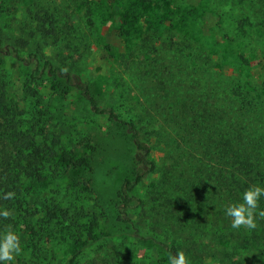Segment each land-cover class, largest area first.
<instances>
[{"label": "trees", "instance_id": "trees-1", "mask_svg": "<svg viewBox=\"0 0 264 264\" xmlns=\"http://www.w3.org/2000/svg\"><path fill=\"white\" fill-rule=\"evenodd\" d=\"M137 1L158 2L166 9L164 0ZM232 1L190 3L191 10L202 6L215 17L212 38L203 27L194 31L177 24L181 15L174 11L162 29L144 30L124 52L115 53L128 68L119 66L103 79L111 97L107 105L99 98L101 85L80 70L101 39L106 21L96 13L101 1L46 2L39 12L30 10L27 21L14 14L0 25V60H18L29 70L22 103L10 96L9 77L0 72V210L10 211L9 217H0V232L11 228L27 242L21 243L19 264H54L50 241L67 225L82 229L86 215L76 193L66 201L62 192L42 190L62 175L58 171L75 145V138H64L49 124L53 107L40 86L43 81L54 92L75 90L89 114L107 118L133 143V175L123 179L116 211L120 221L132 224L135 236L152 238L171 256L183 251L190 264H207L216 255L227 259L222 245L228 242L242 247L264 242V218L255 229H233L224 212L246 188L264 185V89L233 82L226 71V58L235 51L245 59L260 45L264 48V0H236L233 7ZM5 3L0 0V17L12 14L10 7L4 11ZM198 13L191 15L195 22ZM12 23H19L18 34ZM46 47L58 52L47 54ZM225 83L230 88L222 92ZM153 140L169 148L161 161L153 156ZM87 164L86 156L73 159L76 169ZM155 174L148 195L137 197L136 186ZM134 204L141 207L139 220L130 216ZM259 208L264 210V198ZM145 228L164 233L163 238L143 235Z\"/></svg>", "mask_w": 264, "mask_h": 264}, {"label": "rangeland", "instance_id": "rangeland-1", "mask_svg": "<svg viewBox=\"0 0 264 264\" xmlns=\"http://www.w3.org/2000/svg\"><path fill=\"white\" fill-rule=\"evenodd\" d=\"M54 1L60 3L64 0H6L4 11L6 7H10L13 11L12 14L10 12L9 15L0 17V25L3 26L12 19L14 14L13 18L27 21L31 15L30 10L39 12L43 9L44 3L54 5ZM99 1L101 4L97 5L96 13L106 21L99 31L102 34L99 43L92 46V53L84 59L80 70L85 77L101 85V87L98 86V92L102 105H107L111 100L107 90L104 89L106 85L103 79L118 70L119 66H122L123 70L128 68V63L116 60L114 54L124 52L126 46H130L137 38H140L144 30L152 27L162 29L167 24L165 21L168 16L174 15L172 12L177 11L176 17L178 13L181 15L180 19L176 20L177 24L180 21L184 22L186 26H192L194 31H201L203 27L202 33L205 32L208 37L215 35V17L202 10V6H199L197 10H191L190 3L197 5L199 0H164L166 5L164 10L160 8L158 2L143 4L137 0H96V2ZM211 4L216 6L214 2ZM231 5L236 6V0H233ZM196 11H199L197 22L191 16ZM19 23H12V27L15 28L12 30L17 34L19 31L16 28L19 27ZM4 31L9 30L5 28ZM45 50L47 54L58 52L48 47ZM235 52V56L226 58L227 65L230 63L226 66V71L232 75L233 82L241 85L251 82L264 89V48L260 45L256 54L247 55L245 59L239 57V51ZM0 61V72L3 70L9 77L10 96L21 100L22 103L23 87L29 76L28 68L12 58L3 57ZM40 86L43 93L49 97L48 101L53 107V123H49L52 128L54 127L53 130L61 133L64 138H70V136L75 138L74 152L70 154V160L63 164L61 171H58L62 175L53 184L48 183L42 186V190H51L58 196L62 192L66 201H71V195L74 192L80 196V200H83L78 204L86 208L82 229L77 228V231L75 227L67 225V227L60 228L61 233L50 241L51 250L48 256L54 258L52 263L170 264L169 257L173 256L169 252L161 248L150 237L135 236V228L132 224L118 219L116 211L118 191L123 179L133 175L134 146L129 137L107 118L89 114L87 103L75 90L59 87L60 92H54L47 81H43ZM225 87L226 90L230 88L225 83L221 89L222 92ZM133 92H137V88L134 87ZM154 146L153 156L161 161L169 148L156 145V143ZM72 156L73 159L86 156L89 164L76 169ZM156 176L155 174L148 177L136 186L137 197L145 198L148 195L149 188L152 187L154 181L152 178ZM130 216L134 220L142 218L141 207L134 204L130 210ZM91 221L93 228L89 226ZM197 223L199 224L200 221L197 220ZM91 229L92 235H89ZM141 233L146 236L156 234L159 238H163L164 234L151 228L142 229ZM19 237L22 244L27 243L24 242L25 239ZM207 237L209 238L210 235ZM211 239L214 240V237ZM214 242L217 240L215 239ZM222 246L223 251L228 254L227 259L216 255V257L208 258L207 264H264V242L262 240L245 247L232 245L229 242ZM215 248L213 246V250ZM19 256L20 258L16 257L15 264L22 262L21 254Z\"/></svg>", "mask_w": 264, "mask_h": 264}, {"label": "clouds", "instance_id": "clouds-1", "mask_svg": "<svg viewBox=\"0 0 264 264\" xmlns=\"http://www.w3.org/2000/svg\"><path fill=\"white\" fill-rule=\"evenodd\" d=\"M8 193L6 198H11ZM264 198V185L255 184L246 188L239 201L225 206V215L231 217V227H241L252 230L257 227V220L264 218V210L259 208V202ZM10 211L0 210V217L7 218ZM22 244L17 232L11 228L0 232V264H15V259L22 253ZM170 264H190L189 258L183 251L169 257Z\"/></svg>", "mask_w": 264, "mask_h": 264}]
</instances>
